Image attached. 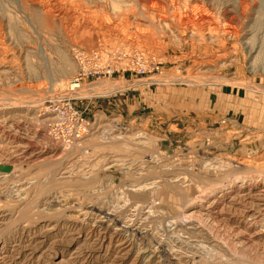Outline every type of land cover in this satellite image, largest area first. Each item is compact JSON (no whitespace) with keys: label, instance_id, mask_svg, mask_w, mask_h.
I'll return each mask as SVG.
<instances>
[{"label":"rangeland","instance_id":"1","mask_svg":"<svg viewBox=\"0 0 264 264\" xmlns=\"http://www.w3.org/2000/svg\"><path fill=\"white\" fill-rule=\"evenodd\" d=\"M263 145L264 0H0V264H264Z\"/></svg>","mask_w":264,"mask_h":264},{"label":"built area","instance_id":"2","mask_svg":"<svg viewBox=\"0 0 264 264\" xmlns=\"http://www.w3.org/2000/svg\"><path fill=\"white\" fill-rule=\"evenodd\" d=\"M109 56H110L109 53L102 52V51L92 52L90 54H87V53L77 54L76 59H77L78 68H77L76 75L80 76V74H82L81 66L83 63L85 62L87 63L88 61L91 64L89 67L90 69L89 74L92 77H96L97 75L111 76L115 70L113 67H110L108 61H106L108 60ZM132 62H133L134 67L138 69V73L145 74L147 72L146 68H147L148 63L144 61V58L142 56L134 57V60ZM75 81L78 82V79H75ZM262 152L264 153V145L262 147Z\"/></svg>","mask_w":264,"mask_h":264},{"label":"bare ground","instance_id":"3","mask_svg":"<svg viewBox=\"0 0 264 264\" xmlns=\"http://www.w3.org/2000/svg\"><path fill=\"white\" fill-rule=\"evenodd\" d=\"M21 2V1H20ZM20 2H19V4H20ZM46 12H48V11H46ZM58 14V13H57ZM53 16H55L56 17V15H53ZM63 17V16H62ZM61 17V18H62ZM43 20H44V23H46L47 24V26H51V25H49V23H51L52 22V15L51 14H46V17H45V19L44 18H42ZM54 19V18H53ZM106 50V49H105ZM101 51V50H100ZM107 51H108V49H107ZM88 54V53H87ZM77 55V54H76ZM76 62V61H75ZM86 64V63H85ZM85 66V65H84ZM86 66H87V64H86ZM75 74H77V72H75ZM78 93V92H77ZM82 94V93H81ZM11 170V169H10Z\"/></svg>","mask_w":264,"mask_h":264},{"label":"water","instance_id":"4","mask_svg":"<svg viewBox=\"0 0 264 264\" xmlns=\"http://www.w3.org/2000/svg\"><path fill=\"white\" fill-rule=\"evenodd\" d=\"M11 169V166H0V172L8 173Z\"/></svg>","mask_w":264,"mask_h":264},{"label":"crops","instance_id":"5","mask_svg":"<svg viewBox=\"0 0 264 264\" xmlns=\"http://www.w3.org/2000/svg\"><path fill=\"white\" fill-rule=\"evenodd\" d=\"M239 120V119H238Z\"/></svg>","mask_w":264,"mask_h":264}]
</instances>
